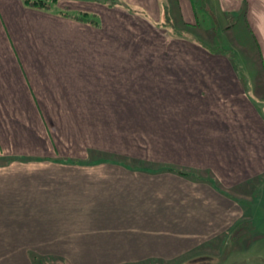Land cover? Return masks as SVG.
Returning a JSON list of instances; mask_svg holds the SVG:
<instances>
[{
    "label": "crops",
    "instance_id": "crops-1",
    "mask_svg": "<svg viewBox=\"0 0 264 264\" xmlns=\"http://www.w3.org/2000/svg\"><path fill=\"white\" fill-rule=\"evenodd\" d=\"M188 1L189 10L184 0H123L126 7L114 8L61 0L45 11L22 0H0V202L9 191L8 200L16 197L26 216L31 218L30 210L32 218L45 216V180L40 178L45 160L86 159L79 143L72 144L76 141L72 132L79 126L71 124L119 121L104 117H119L126 108L134 113V108L145 104L143 100L157 96L158 84L165 86L166 99H172L169 92L176 88L188 100L183 93L190 91L185 86L193 84L190 74L204 69L216 80L202 90L201 96L207 98L198 100V106L190 102L182 106L202 108L206 129L212 128L218 139L203 152L204 163L188 165L191 175L182 178L196 188H188L181 200L183 240L177 250L185 253L214 240L226 242L239 223L248 226L262 208L255 209V204H263L259 197L264 199V0L206 3L218 19H236L246 28L251 52L262 67V79L255 80L242 67L174 65L175 58L185 55L202 61L215 59L191 42L183 40L180 45L158 26L168 17L198 29L185 15L195 5ZM131 7L136 12L131 13ZM80 10L96 14L101 24L60 13L72 15ZM127 27L132 34L127 35ZM159 33L180 49H137V43H142L139 35L151 42ZM241 72L251 83H246ZM221 95L229 98V106H221ZM149 170L152 176H160L152 171L158 166ZM195 173L200 179H195ZM193 236L207 238L196 243ZM30 251L34 249L28 245V236L15 240L12 232L6 236L1 231L0 264H33Z\"/></svg>",
    "mask_w": 264,
    "mask_h": 264
},
{
    "label": "rangeland",
    "instance_id": "rangeland-1",
    "mask_svg": "<svg viewBox=\"0 0 264 264\" xmlns=\"http://www.w3.org/2000/svg\"><path fill=\"white\" fill-rule=\"evenodd\" d=\"M78 1L103 4L96 0ZM116 1L119 3L116 6L103 5L125 6L123 0ZM192 1L193 12L185 15L197 23L198 29L182 19L168 17L158 26L178 39L180 45L184 44L183 40L191 42L215 59L202 61L194 55H185L175 58L174 65L242 67L252 74L253 80L260 77L261 62L251 52L243 24L236 19H218L206 5L209 0ZM184 3L189 10L186 0ZM132 8H128L131 13L136 12ZM62 12L70 18L87 13L92 22L86 23L101 24L100 17L90 11H73L72 15L69 11ZM126 33L132 34V30L127 27ZM139 36L142 43H137V49L159 52L180 49L176 42L160 33L151 42ZM241 76L247 84L250 82L246 75ZM214 77L204 69L191 73L193 84L185 86L190 91L183 93L189 101L176 88L169 92L172 99H166L165 86L158 84L157 96L143 100L145 104L134 108V113L126 108L119 117H104L119 121L71 124L79 126V130L72 132L76 138L72 144L79 143L86 159L45 160V168L40 172V178L45 180V216L32 218L30 210L29 218L16 197L8 200L11 192L7 191L2 198L5 201L0 202V215L4 218H0V235L3 230L6 236L15 234V240L28 236V245L34 249L29 252L33 264H264V199L261 196L259 200L263 204H255V209L262 208L253 214L248 226L239 223L236 233L233 230L226 242L218 239L201 244V249L191 252L177 250L183 240L181 200L188 188L192 191L196 186H188L183 176L167 168L187 171L188 165H197L200 161L203 164V152L216 145L218 138L215 139L212 128L206 129L204 112L197 107L198 100L207 98L201 96L202 90L216 81ZM220 97L221 106H229V98ZM182 102L198 105L183 107ZM209 118L212 120L211 115ZM156 166L158 170L152 171H158L160 176L148 173ZM59 184L61 189H57ZM205 237L192 238L202 243Z\"/></svg>",
    "mask_w": 264,
    "mask_h": 264
},
{
    "label": "trees",
    "instance_id": "trees-1",
    "mask_svg": "<svg viewBox=\"0 0 264 264\" xmlns=\"http://www.w3.org/2000/svg\"><path fill=\"white\" fill-rule=\"evenodd\" d=\"M27 6L31 7V8H35V9H39V10H45V11H50L53 7V4L58 1V0H22ZM96 1H100L103 4H107L109 6H116L119 3L116 0H96ZM62 15H69L68 13H63L62 11L60 12ZM88 14L86 13H81V14H76L74 15L72 18L74 19H78L80 21L83 22H92L90 21L87 17ZM71 16V15H70ZM167 170L169 171H173L176 174H179L183 177H188L189 175H191V173L187 172L186 170H184L183 168H167ZM194 177L196 180L200 179V176L197 175L196 173L194 174Z\"/></svg>",
    "mask_w": 264,
    "mask_h": 264
}]
</instances>
